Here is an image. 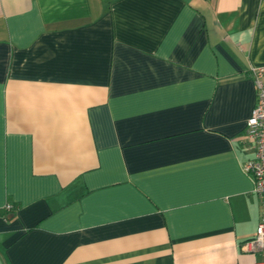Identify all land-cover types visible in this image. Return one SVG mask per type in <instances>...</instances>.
Masks as SVG:
<instances>
[{
  "label": "crops",
  "instance_id": "crops-1",
  "mask_svg": "<svg viewBox=\"0 0 264 264\" xmlns=\"http://www.w3.org/2000/svg\"><path fill=\"white\" fill-rule=\"evenodd\" d=\"M259 68L264 0H0V264L262 261Z\"/></svg>",
  "mask_w": 264,
  "mask_h": 264
},
{
  "label": "built area",
  "instance_id": "built-area-1",
  "mask_svg": "<svg viewBox=\"0 0 264 264\" xmlns=\"http://www.w3.org/2000/svg\"><path fill=\"white\" fill-rule=\"evenodd\" d=\"M253 79L257 88V103L247 121L246 134L255 143L256 154L244 168L254 178V192L262 200V212L255 237L244 247L264 256V68L254 70ZM5 209L12 211L13 206L7 204ZM256 264H264V259Z\"/></svg>",
  "mask_w": 264,
  "mask_h": 264
}]
</instances>
